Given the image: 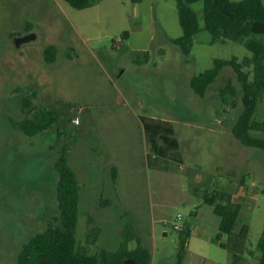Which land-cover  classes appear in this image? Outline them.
Listing matches in <instances>:
<instances>
[{"label": "rangeland", "instance_id": "rangeland-1", "mask_svg": "<svg viewBox=\"0 0 264 264\" xmlns=\"http://www.w3.org/2000/svg\"><path fill=\"white\" fill-rule=\"evenodd\" d=\"M94 1L79 11L63 0H0V264H17L23 246L58 217L54 163L63 145L81 187L77 243L90 254L116 251L131 226L154 264H174L181 242L174 223L181 215L182 230L191 232L186 264H211L191 251L228 264V251L201 239L215 234L213 220H219L210 214L211 227L205 226L210 207L204 196L225 190L244 199L251 252L245 264H258L264 167L255 174L239 168L264 151L242 145L231 133L242 112L236 75L225 68L204 98L190 86L192 77L211 69L216 59L243 60L251 53L232 41L211 44V35L202 30L194 36L191 54L184 56L169 41L183 34L175 0ZM192 9L203 28V2ZM125 32L128 38L122 37ZM31 33L32 41L16 46V38ZM50 46L59 51L53 64L44 57ZM228 80L236 95L223 97ZM40 109L58 115L51 129L28 137L12 126ZM76 118L80 126L73 123ZM256 118L264 120V99ZM150 119L170 123L180 143L184 132L198 137L192 145L182 138L175 160L154 158L144 131ZM217 122L228 128L226 142L232 149L209 134L208 127ZM226 163L231 164L229 173ZM195 209L198 216H191ZM93 227L101 234L95 245H88ZM137 245L134 240L129 247Z\"/></svg>", "mask_w": 264, "mask_h": 264}, {"label": "trees", "instance_id": "trees-1", "mask_svg": "<svg viewBox=\"0 0 264 264\" xmlns=\"http://www.w3.org/2000/svg\"><path fill=\"white\" fill-rule=\"evenodd\" d=\"M73 9L83 11L94 6V0H63ZM139 2L140 0H132ZM178 10L182 36L169 39L184 56H189L193 47L194 36L205 30L211 35V44L232 41L243 45L250 57L239 60L216 59L211 69L192 77V91L201 98L206 96L209 87L214 84L221 72L230 67L236 75L241 89L242 112L232 128V135L244 146L264 151V120L256 118L259 103L264 99V2L262 0H175ZM203 2L204 27L201 28L192 4ZM30 26V25H29ZM122 37L127 38L128 33ZM58 48L50 46L44 52L45 61L53 64L58 59ZM226 95L235 96L236 88L232 80H228L222 91ZM27 108L32 107L31 100H25ZM150 119L144 122V131L155 158L175 160L178 157L180 144L174 128L170 123L161 125ZM58 122L54 112L40 109L33 117L21 121H12L15 129L28 137L37 136L51 129ZM56 172L55 193L58 203V217L49 223L47 228L35 235L25 244L18 254L17 264H151V252L142 246L132 232L131 226L124 230L123 242L114 251L101 249L90 254L87 246L77 243L79 222V204L81 187L77 174L68 160V147L63 145L54 163ZM113 182L117 179L116 168L112 169ZM204 203L214 208V213L221 218L216 240L220 242L224 236L235 234L241 205L234 201L232 193L219 190L204 196ZM181 245L177 253V264L184 259L185 247L190 237L187 227L180 231ZM249 229L243 227L233 240L220 243L221 248L231 253L232 264H243V254L248 239ZM101 230L93 227L87 233L88 245H95ZM137 241V247L131 249L129 244ZM260 257L258 264H264V230L258 242Z\"/></svg>", "mask_w": 264, "mask_h": 264}, {"label": "crops", "instance_id": "crops-1", "mask_svg": "<svg viewBox=\"0 0 264 264\" xmlns=\"http://www.w3.org/2000/svg\"><path fill=\"white\" fill-rule=\"evenodd\" d=\"M32 34V33H31ZM128 36H129V34H128ZM128 38V37H127ZM78 126V125H77ZM80 126V125H79ZM185 127H187V126H185ZM209 129H208V131H209V134L211 135V137H213V139H216V141H225L224 142V144H223V147H225L226 146V148H227V150L228 149H232L229 145V143L228 142H226V139H227V136H228V133H229V131H228V128H226L225 127V125L222 123V122H217V123H214V124H211L209 127H208ZM183 136H182V138L183 139H187V140H189L190 141V143H191V145H192V141H193V139L195 138H197L198 137V134L197 133H194V132H192V131H189V132H184V134H182ZM187 135H188V137H187ZM217 137V138H216ZM182 138H181V143H182ZM178 142H179V144H181L180 143V141L178 140ZM180 147H181V145H180ZM231 153H233L234 154V150H233V152H231ZM232 156V155H231ZM155 158V157H154ZM244 166H242L241 168H239L241 171H245V170H250V173H248V174H255V173H257V172H259V171H262L263 170V167H264V156L262 155V154H254V155H251V157L250 158H248V159H246L245 161H244ZM231 164L230 163H226V164H224V167H226V169H227V172L229 173V170L231 169V166H230ZM237 167H238V165L237 164H232V169H237ZM116 168V167H115ZM116 170H117V178H118V174H119V171H118V169L116 168ZM116 182H117V179H116ZM116 182H115V184H116ZM245 190H247V187H245L244 186V184H242L241 186H240V188H239V191L241 192V193H245ZM243 196V195H242ZM233 199H234V201L235 202H237L238 204H240L241 205V210H240V213H239V218H238V222H237V225L240 223V222H242L243 221V224L240 226V228L238 229V230H236V228H235V234L233 235V236H231V237H229L228 238V240H226V241H224L223 239L220 241V242H218L217 240H216V236H217V234H218V232H219V227H220V223H221V218L218 216V215H216L215 213H214V208L212 207V206H209L210 207V210L209 211H207L206 213V215H207V217L204 219L205 220V226L206 227H211V222H212V220H211V218H210V214H213V215H216L217 217H219V220H213V223H214V226L212 227V229H213V231L215 232V234L214 235H212V233L211 234H205V235H202L201 236V239L205 242V243H207V244H209V243H212V244H216L220 249H222V250H225V251H228L227 249H224V248H221V246H220V243H227L228 241H229V239H230V241L231 240H233L234 239V237L237 235V234H239L240 232H241V230H242V228L243 227H248V229H249V226L247 225V223H244V222H246L245 220H246V217H244V213H243V200H238V199H236L235 198V196H233ZM198 207V206H197ZM198 214H199V211H198V209H195V210H193L192 212H191V216H198ZM197 219H198V217H197ZM216 226H217V229H216ZM237 227V226H236ZM191 233V232H190ZM248 235H249V233H248ZM132 243V242H131ZM189 244H190V242H189ZM180 245H181V242H180ZM179 248H180V246H179ZM149 250V249H148ZM185 250H186V248H185ZM150 251V250H149ZM151 252V251H150ZM186 253L184 254V259L182 260V263L181 264H186V254L188 253L187 251H185ZM228 253H230L229 251H228ZM247 253H249V255H250V253L251 252H247V248H246V245H245V249H244V254H243V260H242V262H243V264H245L246 263V261H248L249 260V258L248 257H250V256H247ZM152 254V253H151ZM189 255H191V256H195V257H197V258H199V259H201V260H209L210 262H211V264H216L217 262L215 261V259H212V258H208L207 256H205L202 252H197V251H191L190 252V254ZM177 255H175V262H174V264H177L176 263V260H177ZM230 257H231V253H230ZM230 257H228V264H232V257L230 258ZM254 257V256H253ZM254 259H256L255 257H254ZM229 261H230V263H229ZM256 261H258L257 259H256ZM151 264H154V260H153V255H152V263Z\"/></svg>", "mask_w": 264, "mask_h": 264}, {"label": "water", "instance_id": "water-1", "mask_svg": "<svg viewBox=\"0 0 264 264\" xmlns=\"http://www.w3.org/2000/svg\"><path fill=\"white\" fill-rule=\"evenodd\" d=\"M34 38H35L34 34H29L28 36L23 38H16L15 44L17 47H19L22 43L32 41Z\"/></svg>", "mask_w": 264, "mask_h": 264}, {"label": "built area", "instance_id": "built-area-1", "mask_svg": "<svg viewBox=\"0 0 264 264\" xmlns=\"http://www.w3.org/2000/svg\"><path fill=\"white\" fill-rule=\"evenodd\" d=\"M73 123H74L75 125H79V124H80V120H79V118L74 119V120H73ZM177 220H178V221H181V220H182V216H181V215H178V216H177ZM178 221H176V222L174 223V229L177 230V231H182V226L178 223Z\"/></svg>", "mask_w": 264, "mask_h": 264}]
</instances>
